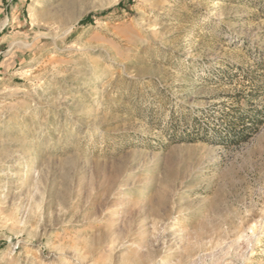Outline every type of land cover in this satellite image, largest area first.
Here are the masks:
<instances>
[{"label": "rangeland", "instance_id": "1", "mask_svg": "<svg viewBox=\"0 0 264 264\" xmlns=\"http://www.w3.org/2000/svg\"><path fill=\"white\" fill-rule=\"evenodd\" d=\"M0 264H264V0H0Z\"/></svg>", "mask_w": 264, "mask_h": 264}]
</instances>
